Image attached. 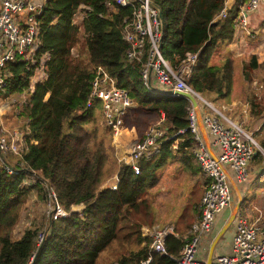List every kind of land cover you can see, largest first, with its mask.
<instances>
[{"label":"trees","instance_id":"trees-1","mask_svg":"<svg viewBox=\"0 0 264 264\" xmlns=\"http://www.w3.org/2000/svg\"><path fill=\"white\" fill-rule=\"evenodd\" d=\"M223 2L152 0L162 20V55L177 67L187 52L197 53V63L186 82L214 101L228 102L234 83L233 58L225 54L217 64H212L211 58L235 37L240 7L248 0H234L226 16L218 18ZM80 5L88 9L77 26L73 17ZM131 11L132 7L116 6L114 0L110 5L106 0H46L43 5L35 58L48 54L46 77L35 84L22 108L26 148L20 157L0 159V264H98L106 251L112 255L106 264H141L149 255L150 264H176L174 256L185 243L182 235L166 238L171 256H163L151 250L150 238L142 236L141 227L151 211L144 195L158 184V172L169 161L187 166L193 174L201 172L191 162L194 138L188 129L189 101L143 82L141 68L147 60L148 44L139 56L128 58L130 44L123 38V20ZM255 15L248 17V28ZM248 60L242 64L244 77L260 66L255 54ZM37 66L23 60L8 63L11 76L6 94L27 90ZM97 66L131 96L134 106L127 112L129 127H136L139 117L146 124L147 117L164 115V134L156 141L157 150L149 159L140 158L138 173L130 163L117 162L102 103L90 96ZM254 95L255 91L247 92L244 100L258 117L264 112V98L256 102ZM259 143L264 148V136ZM262 160L259 151L251 159L255 163ZM4 163L14 169L13 174L5 171ZM32 169L42 179L35 177L34 183L27 184ZM112 172L118 179L115 189L102 186ZM45 184L53 188L69 215L46 222L44 218L40 230L24 227L16 236L13 226L19 211L29 202L36 204L31 192L47 202ZM75 206L82 208L74 210ZM40 232L44 239L38 244Z\"/></svg>","mask_w":264,"mask_h":264},{"label":"built area","instance_id":"built-area-1","mask_svg":"<svg viewBox=\"0 0 264 264\" xmlns=\"http://www.w3.org/2000/svg\"><path fill=\"white\" fill-rule=\"evenodd\" d=\"M110 1L106 0L107 5H110ZM114 1L116 6L132 7L131 14L123 20V38L130 44L128 58L139 56L145 44H148L147 60L141 68L143 82L149 87L156 85L158 91L173 90L192 95L197 102L202 124L212 137L211 146L217 150V153L214 149L211 151L200 135L195 107L188 100V129L194 138L192 154L205 182L200 198V215L197 221L191 224L189 237L174 256V260L176 264H206L205 260L199 257L202 235L212 229L217 214L233 200L228 170L233 172L235 183H245L248 180V166L252 156L261 147L250 132L226 116L221 109L186 82V77L197 63V53L187 52L177 67H172L162 55L160 52L162 20L152 0ZM45 2L46 0H0V92H7L11 76L7 65L11 62L23 60L27 64L38 63L29 79V88L25 90L28 96L35 84L46 77L44 63L48 59V54H42L38 60L35 58L40 45L38 16ZM233 2L234 0H224L217 17H225ZM86 9L87 6L80 5L74 17L79 15L77 20H80V16H85ZM258 10L264 13V0H248L242 5L236 30L248 31V14ZM90 96L101 101L105 123L111 128L112 136H118L128 110L134 106L128 91L117 86L116 80L101 66H97L91 80ZM24 104L26 105V102ZM162 121L159 120L147 127L143 136L131 144L129 157L125 162L131 164L135 173L140 171L138 164L140 158L146 156V159H149L147 152L154 149L157 139L164 134ZM24 139V128H14L11 131L1 128L0 159L7 155L20 157L26 148ZM4 169L8 174L14 173V169L6 163ZM31 174L32 177L25 181L27 184L34 183L35 177L41 178L36 170L32 169ZM117 181L116 176V184L113 183L111 189L116 188ZM45 187L49 203L45 211L47 219L55 220L68 216V211L58 203L53 188L48 184H45ZM142 235L150 238L151 250L163 256H171L165 244L166 238L178 236L175 227L169 224L144 227ZM43 239L44 233L40 232L37 243L41 244ZM150 261L151 255L141 264H150ZM211 264H264V221L250 219L241 213L236 214L231 251L216 254Z\"/></svg>","mask_w":264,"mask_h":264},{"label":"rangeland","instance_id":"rangeland-1","mask_svg":"<svg viewBox=\"0 0 264 264\" xmlns=\"http://www.w3.org/2000/svg\"><path fill=\"white\" fill-rule=\"evenodd\" d=\"M78 16L74 17V22L77 26H80L81 21L77 20ZM263 17V13L252 16L248 23L249 30H237L232 41L217 49L211 58L212 64L223 62L225 54H228L233 58L234 83L231 95L232 99L228 102L221 99L214 101L211 96L204 95L214 106L221 109L226 116L236 121L245 130L250 132L259 147H261L259 139L264 136V112L261 116L254 117L251 113L249 102H245L244 99L247 92L249 94V92L252 93L253 91H255L254 100L256 102L262 101L264 98V24L261 23L264 21ZM73 52L75 53L76 49H74ZM252 54L257 56V62L260 63V66L258 69L251 71L248 77H244V74H242V64H245L248 57ZM248 62L249 60L247 63ZM248 79H250V81H248L247 85L246 81ZM27 97L28 92L26 91L22 94H6V91L0 92V129L2 128L6 131H11L14 128H24L25 117L22 108L25 105L24 103L26 102ZM159 117L160 115L157 114L147 117L146 124H142L143 118L139 117L140 119H138L137 128L131 126L133 133L135 134L134 137L140 139L143 136L145 129L157 123ZM124 122L126 125L131 123L129 113ZM124 127L127 128V126ZM121 131L122 129L120 130L119 135ZM117 137H115V139H117ZM134 141H132V143ZM258 146L256 148L259 149ZM256 151L260 152L263 156V160L260 163L250 161L248 166V180L245 184H241V192H237V190L234 191L232 207L229 210H232V214L234 215L241 213L250 219L264 221V148L261 147V149ZM262 167L263 169H261ZM158 175L160 176L158 184L149 189L144 195L149 203L151 211L150 214L145 216L147 223L142 225L141 233L142 228L152 227L156 223H168L180 228L183 224L188 225V223L193 222L191 220L193 217L191 209H193L194 206L191 205L192 203H190V205L188 204L192 195V202L197 201V194L196 192L192 194L190 193V189L193 187L183 173V170L178 168L176 164L167 163L162 172H158ZM115 184L116 183L113 185ZM189 186H191V188ZM194 189H197L198 191L200 190L198 187H194ZM30 197L36 204H30L29 202L26 204L28 207L19 211L13 226L16 236L21 234L24 227L33 226L37 228V230H40L44 218L46 222L47 218L45 211L49 206L48 201L44 202L39 200L34 192H31ZM238 203L240 205L236 211ZM187 207L188 213H186ZM183 214L185 218L177 219V217ZM177 228L175 227V230L178 233ZM232 229H234L233 224L226 226L227 231H225L231 232ZM179 235H182V233H178V236ZM203 236H205V234H203L202 237ZM111 257L112 255H110L108 251L104 252L103 257L100 258L98 264H106L107 261L111 260Z\"/></svg>","mask_w":264,"mask_h":264},{"label":"crops","instance_id":"crops-1","mask_svg":"<svg viewBox=\"0 0 264 264\" xmlns=\"http://www.w3.org/2000/svg\"><path fill=\"white\" fill-rule=\"evenodd\" d=\"M82 13L84 14V12H82ZM261 13H263V12H261V10L256 11L257 15L261 14ZM251 15H252V13H249L248 17ZM83 18H84V15L80 16L79 21H81V23H82ZM74 24H76V23L74 22ZM163 117H164L163 114L160 115V117L158 118V121L159 120L162 121ZM124 126H127V128ZM199 131H200V135L204 139L206 145L209 146L211 151H213V149H214V151L217 153V150L215 148H213V146H211L212 137L209 136V134L206 132L203 125H199ZM134 136H135V134L133 133L132 128L128 127V125H126L125 122L122 126V131H121L120 135L118 137L116 136L117 139H115V137L112 136V138H113L112 144L114 146V153H115L114 155H115L117 162H120V161L125 162V160L128 159L132 141L138 139ZM175 146H176V144H174L173 149L175 148ZM156 150H157V148H155V147H154V149L149 150L147 152V157H150L152 155V153L155 152ZM191 162L198 169L197 162L194 158L191 160ZM169 164H176L178 168L183 170V173L186 175V178L188 179L189 183L191 182V186L193 187L192 189H190V193L192 194V193L196 192V194H197V201L192 202V199H193V195H192V197L190 198V202L188 204V205H190V203H192L191 205L194 206V208L191 209V212L193 213V217L191 218V220L193 221L192 223H194L195 221H197V219L200 215V198H201V195L203 193V187H204L205 179L202 176V174L200 173V171H199V173L193 174V172L190 171V168H188L187 166L183 167V166H181V164L180 165L177 164V161L171 160V161H169ZM163 169L164 168H162L160 170V172H162ZM228 175H229L232 194L236 190H237V192L238 191L241 192V190H242L241 184L235 183L234 177H233V172L231 170H228ZM114 177H116V173L112 172L111 175L107 176L106 180L102 183V186L111 188V185L113 183H115ZM245 183H243V184H245ZM191 186H189V187L191 188ZM194 187H198L200 190L198 191L197 189H194ZM231 207H232V202L228 207H226L219 214H217V216L214 220V225H213L212 229L209 232H207L205 234V236L202 237L201 243L199 245V257L201 259L206 261V258L208 256V254L210 253L211 247L213 245L214 246H213V251H212V258L218 253H230L234 229H232L231 232H226L227 231L226 226L233 224V227H234V221H235V217H236V215L232 214V210H229ZM81 208H82V206H75L73 209L74 210H80ZM186 213H188V207H187ZM180 218L181 219L185 218L184 214L177 217V219H180ZM192 223H188V225L183 224L182 227H180V228H177V226L174 225L177 228L178 233H182V237L184 240H186L189 237L188 232H189V229H190V226ZM155 225L164 226V225H168V223H165V224L156 223ZM169 225H172V224H169ZM183 234H184V236H183ZM225 235H226V237H225Z\"/></svg>","mask_w":264,"mask_h":264},{"label":"water","instance_id":"water-1","mask_svg":"<svg viewBox=\"0 0 264 264\" xmlns=\"http://www.w3.org/2000/svg\"><path fill=\"white\" fill-rule=\"evenodd\" d=\"M160 18H161V16H160ZM161 38H162V36H161ZM160 92H162V93H166V94H171V95H181V96H184L185 98H187L190 102H191V104H192V106H194L195 107V111H196V113H197V120H198V124L199 125H203L202 124V121H201V115H200V111H199V108H198V106H197V102H196V100H195V98L192 96V95H190V94H186V93H182V92H176V91H173V90H160ZM257 151H255L254 153H256ZM239 203H238V206H237V209H236V211L238 210V208H239ZM234 215V214H233ZM214 246V245H213ZM213 246L211 247V250H210V253L208 254V256H207V258H206V264H211V261H212V251H213Z\"/></svg>","mask_w":264,"mask_h":264}]
</instances>
